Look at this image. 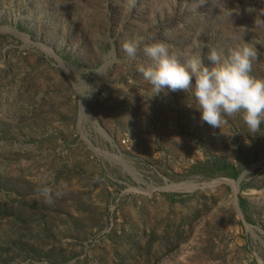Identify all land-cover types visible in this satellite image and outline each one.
I'll use <instances>...</instances> for the list:
<instances>
[{
    "label": "rangeland",
    "instance_id": "374dc122",
    "mask_svg": "<svg viewBox=\"0 0 264 264\" xmlns=\"http://www.w3.org/2000/svg\"><path fill=\"white\" fill-rule=\"evenodd\" d=\"M140 38L264 78V0H0V264H264V125L149 97Z\"/></svg>",
    "mask_w": 264,
    "mask_h": 264
},
{
    "label": "clouds",
    "instance_id": "9594fccd",
    "mask_svg": "<svg viewBox=\"0 0 264 264\" xmlns=\"http://www.w3.org/2000/svg\"><path fill=\"white\" fill-rule=\"evenodd\" d=\"M143 47V52L153 64L140 66L143 78L152 86L149 97L161 93L191 92L200 120L212 128H220L225 115L240 113L248 133H261L264 125V78L252 74L253 61L257 51L252 45L232 49L226 57L211 52L208 60L193 57L181 61L162 41L147 43L144 38L129 40L123 45L129 58H135Z\"/></svg>",
    "mask_w": 264,
    "mask_h": 264
},
{
    "label": "trees",
    "instance_id": "16d2710c",
    "mask_svg": "<svg viewBox=\"0 0 264 264\" xmlns=\"http://www.w3.org/2000/svg\"><path fill=\"white\" fill-rule=\"evenodd\" d=\"M205 169L206 176H218L223 175L230 179H237L239 176V170L233 166L232 164L224 161V160H214L211 162H207V164H203L201 169ZM240 205L244 207L246 205V201L244 199H240Z\"/></svg>",
    "mask_w": 264,
    "mask_h": 264
}]
</instances>
